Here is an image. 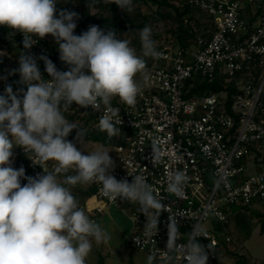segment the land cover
Segmentation results:
<instances>
[{"label": "clouds", "instance_id": "9594fccd", "mask_svg": "<svg viewBox=\"0 0 264 264\" xmlns=\"http://www.w3.org/2000/svg\"><path fill=\"white\" fill-rule=\"evenodd\" d=\"M107 2L133 11V0ZM99 3L101 0H90L87 6L91 9ZM56 4L57 0H0V26L23 33L25 50L51 35L60 60L70 66L68 71H59L41 55L39 59L51 77L45 80L36 59L21 52L19 68L14 71L19 72L27 90L19 98L9 85L0 95V264H87L93 241L97 245L111 241V234L80 207L72 192L77 185L96 183L109 200L138 204V211L147 218L142 231L144 243L157 234L161 213L169 212L164 197L142 172H128L133 177L131 182L117 180L111 174L115 164L109 151L101 147L84 154L69 141L73 129H78L77 141L84 130L64 115L73 103L95 111L103 105L99 130L109 140L120 135V110L112 106L113 99L134 107L143 87L137 76L143 83L149 79L145 58L162 55L151 27L139 32L138 55L130 41L118 38L115 30L105 33L92 25L75 35L78 13L62 10L57 15ZM159 145L158 138L152 140L153 166L163 157ZM14 146L34 154L33 161L40 165L54 161L53 170L44 168L46 175L25 177L23 167L17 170L11 166ZM21 178L27 179L23 186ZM165 178L166 192L178 199L184 197L189 179L186 173L168 169ZM176 217H168L166 250L160 251L159 264H176L177 256L182 257L183 264H207L210 246L200 243V237L206 238L205 231L199 224L193 225L187 241L180 244L182 234ZM136 243L141 245L140 237ZM146 264H157V253H150Z\"/></svg>", "mask_w": 264, "mask_h": 264}, {"label": "built area", "instance_id": "2783aa9c", "mask_svg": "<svg viewBox=\"0 0 264 264\" xmlns=\"http://www.w3.org/2000/svg\"><path fill=\"white\" fill-rule=\"evenodd\" d=\"M186 1L211 16L209 36H198L190 49L181 50L174 43L157 47L162 55L148 67L149 79L142 82L136 105L112 104L120 110L121 123L117 125L120 135L112 137L119 140L113 146L120 167L111 174L117 180L131 182L133 177L128 172H142L164 197L169 212L161 213L157 234L144 243L146 216L138 210L130 211L128 201L113 202L104 197L99 184H85L94 189L86 202L87 210L102 213L107 205L121 209L133 225L131 246L148 255L157 253V264L160 251L166 250L170 214L177 216L180 244L187 241L193 225L203 228L206 238L200 237V243L210 246L207 264H214L225 249H231L232 237L204 226L209 217L213 215L217 222L226 224L234 206L264 203V0ZM29 54L36 59L43 78L51 79L44 61L39 59L43 55L55 64L49 48L37 40ZM18 68L10 65L0 70V95L11 85L13 93L23 97L27 85L14 71ZM203 83H220L225 89L195 91ZM103 110V105L95 111L91 106L80 108L73 103L65 117H91L99 130ZM156 138L163 157L153 166L151 144ZM20 151L28 156L30 177L46 175L45 169L53 170L54 161L40 165L33 161L34 154L23 148ZM168 169L182 170L189 178L184 197L178 199L166 192ZM92 198L99 204L91 208ZM137 237L142 241L140 246ZM176 264H183L182 257L177 256Z\"/></svg>", "mask_w": 264, "mask_h": 264}, {"label": "trees", "instance_id": "16d2710c", "mask_svg": "<svg viewBox=\"0 0 264 264\" xmlns=\"http://www.w3.org/2000/svg\"><path fill=\"white\" fill-rule=\"evenodd\" d=\"M63 1L65 0H62L57 5L60 7ZM68 1L70 3H74L73 6H71L73 8V12L81 15V33H83L85 29L88 30L90 26L95 25L105 33L110 30H115L117 32V36L121 37L132 33L135 34L134 36L137 38L140 30H142L145 26H150L154 39L155 37H159V35L153 30V26L155 24L160 25L161 23H165V25H162L161 27H164L168 33L175 37V45L179 46L181 50H185L195 46L198 36L208 37L209 29L213 28L211 16L200 10L198 7L191 6L186 0L176 3L171 2V0H133V11L131 12H128L127 10L123 11L118 5L115 3H109L107 0H101V3L91 9H89L87 6L90 0ZM142 5L146 7V10L142 9ZM92 9L96 10L94 14L91 13ZM88 25L90 26L86 28ZM11 35L10 28L0 26V50L4 51L5 53H0V70L9 66L8 60H10L11 56L19 59V54L21 52L30 55L29 49L25 50L23 47V33L18 32L14 36ZM7 36H10L11 38H8ZM38 40L41 44L47 46L51 53L54 54V43L49 42L46 38ZM145 59L147 61V68L153 64V61H155V59L150 57ZM53 60L55 59L53 58ZM15 63L16 66L19 65V61H15ZM57 64L59 70L70 67L61 60ZM85 72L86 74H90L88 73V70H85ZM223 89L225 88L220 83H203L199 89H195V91L219 92ZM112 104L119 105L120 107L125 106V104L120 102L118 98H114ZM64 115L68 114L65 112ZM84 117H86L85 119L87 120V123L88 121H91V117L87 116L80 117L74 114L68 116L70 122H73L75 119H83ZM83 130L84 139L100 142L105 146L119 143V140L116 138H111L109 140L106 133H96L95 130L92 131L89 129ZM77 131V129L73 130L67 139L71 142H75ZM19 154H22L20 150ZM68 174L71 175V173ZM72 192L78 199L79 204H81L84 199H87L94 193V189L90 185H77L72 188ZM260 215H262V213H257L258 217H260ZM262 233L264 235V217L262 221ZM227 255H232L235 258L234 264H251L246 255H239L237 252H233L231 249H225V251L219 256L218 260Z\"/></svg>", "mask_w": 264, "mask_h": 264}, {"label": "rangeland", "instance_id": "374dc122", "mask_svg": "<svg viewBox=\"0 0 264 264\" xmlns=\"http://www.w3.org/2000/svg\"><path fill=\"white\" fill-rule=\"evenodd\" d=\"M62 0H57V4L59 2H61ZM179 1H184V0H171V2H179ZM56 4V8H57V15L59 14L60 11L62 10H67V11H72L73 12V8L71 6H73L74 3H70L68 0H65L61 3V6L59 7ZM142 9L146 10V7L144 5L141 6ZM96 10L92 9L91 13H95ZM79 18L75 20L76 23V28L74 30V34L75 35H80L81 33V28H80V23H81V15L78 14ZM166 22V21H165ZM169 24V23H168ZM162 25H165V23H161L160 25L155 24L153 26V30L156 31L159 35V37H155L154 40L156 41V45L160 46V45H164L166 43H174L175 44V37L173 35H171L170 33H168L164 27H161ZM90 25H88L86 28H88ZM169 26V25H168ZM84 31H87V29H85ZM83 31V32H84ZM19 31H14L11 29V36H14L15 34H17ZM140 32V31H139ZM135 34H128L125 36H118V38L120 39H127L130 41V46L133 47L137 54L140 55L141 54V42H140V37L138 35V37L136 38L134 36ZM8 38H11L10 36H7ZM49 42L54 43L55 46V52L54 54H52V58H54V62L55 64L58 66L57 63L60 62V54L58 51V45L56 44L54 38L51 35H48L45 37ZM1 54H5L4 51ZM16 58V57H15ZM14 56H11L8 65H16L15 61H19V59H15ZM154 63V61L152 62ZM148 70V68H146V71ZM137 80L140 81L141 83L142 78L138 75L137 76ZM86 117H84L83 119H75L73 122L77 124L78 128L80 129H85V130H95L96 133H99V130L96 129L93 126L92 121H88L85 119ZM75 130V129H73ZM78 130V129H77ZM70 136V134H69ZM76 144L77 148L80 149L81 151L84 152V154H87V152H92L96 149L99 148H103L106 151H109V155L112 158V160L114 161L115 167L114 168H118L120 167V163H119V156L118 153L115 150V147L113 146V144H110L108 146H105L103 144H101L100 142H94L91 140H87L84 139V137H82L79 141H77V135H76V141L73 142ZM91 203V201H90ZM115 206V205H114ZM118 208V207H117ZM121 212L122 210L119 209ZM262 213V215H260V217L257 216V213ZM100 214V213H97ZM123 214H118V222H120L121 224V228L122 231L125 232H130L131 231V226H130V218L128 215H126V213ZM263 217H264V203L260 202V201H256L253 202L249 207H242V206H234L229 214H228V222L226 224H222L219 223L215 220V217L213 215H211L209 217L208 222H206L204 224V226L212 228V229H216L217 231H219L220 234H229L232 237V244L231 246V250H233V252H237L239 255L240 254H244L247 256V258L249 259V262L251 264H264V235L262 233V221H263ZM248 232V233H247ZM118 239L111 237V244L113 245V247H116L114 244L117 245V241ZM114 242V244H112ZM116 242V243H115ZM102 246V245H100ZM130 246V245H129ZM132 246H130L131 248ZM133 248V247H132ZM104 247H101L99 250V256L101 258L108 257L109 259H107L105 264H112L111 262L113 261H117V264L120 262L117 259H115L117 256L119 255H123L122 253H118L116 254V252H106ZM136 249L133 248L132 254L135 255ZM132 254L130 253V257L132 256ZM108 255V256H106ZM100 259H98V262H95L93 264H97L100 262ZM119 259V258H118ZM113 260V261H112ZM234 264L235 263V258L232 255H227V256H223L222 258H220L219 260H216L214 262V264Z\"/></svg>", "mask_w": 264, "mask_h": 264}, {"label": "crops", "instance_id": "0c3cea01", "mask_svg": "<svg viewBox=\"0 0 264 264\" xmlns=\"http://www.w3.org/2000/svg\"><path fill=\"white\" fill-rule=\"evenodd\" d=\"M21 148L22 147H20V146H14V148L12 150L13 155L10 158L11 159V166L17 170L20 169L21 167H23L25 170V177H30V171H29L28 166H27L28 156L25 153L19 154V150ZM115 169H117V168H114L113 170H115ZM20 182H21V186H23L27 183V179L21 178ZM88 198L84 199V201L81 204H79L80 207H82L86 211V213L89 215V217L91 219H94L98 223H100L101 226L103 228H105L111 234V237L116 238L118 240L116 241L117 245L114 244V242L112 243L116 247H113V245H110L111 242H109L108 244L97 245L95 243V241H93V249H92V252L87 259V264H93L95 262H98V259L101 258V257H98L99 256L98 253L100 251L99 249L101 247H104L106 252H114L115 251L116 254H117V252L122 253L123 255H119L115 258L118 261H120L118 264H146V258L148 256V254L141 252V251H138V250H136L134 252L135 255L132 254L133 248L132 247L130 248V246H131L130 238H131V235L133 234V231H134L132 222L130 221L131 231L130 232L127 231L124 233L122 231L120 222L117 221L118 220V214L125 215L124 212L123 211L121 212L119 210V208H117L114 205H107L104 209V212H102L100 214H97L94 210L89 211L86 208V202H87ZM90 201H91V203H90ZM97 204H99L97 202V200H95L93 198L89 200V205L91 206V208L97 206ZM126 205L130 209V211H134V210L139 209V205L136 203L130 202ZM100 245H102V246H100ZM130 253L132 254L131 257H130ZM106 256H108V255H106ZM107 259H109V258L108 257H105V259L101 258L100 262L97 264H105L106 262H108V261H106ZM111 263L117 264V261H113Z\"/></svg>", "mask_w": 264, "mask_h": 264}]
</instances>
